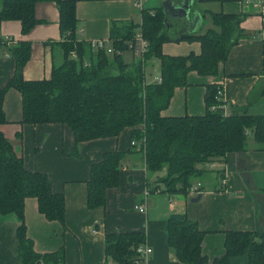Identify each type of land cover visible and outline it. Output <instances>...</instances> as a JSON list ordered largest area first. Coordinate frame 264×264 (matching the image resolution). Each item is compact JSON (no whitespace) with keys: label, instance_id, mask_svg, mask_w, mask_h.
Wrapping results in <instances>:
<instances>
[{"label":"trees","instance_id":"16d2710c","mask_svg":"<svg viewBox=\"0 0 264 264\" xmlns=\"http://www.w3.org/2000/svg\"><path fill=\"white\" fill-rule=\"evenodd\" d=\"M43 1L56 3L59 10L62 39L49 44L60 49L61 62L53 64L50 78L28 80L23 72L31 59L33 42L19 40L9 46L15 69L0 87V123L7 122L5 94L16 88L22 96V122L67 126L74 135V156H80L79 146L84 141L118 138L124 129L138 127L133 131L134 141L144 155L147 170L150 174L166 170L157 178L154 190L162 185L169 193L186 194L195 182L203 190L200 180L207 165L228 153L264 150V112L248 113L247 107H240L237 112L224 113L215 84L206 85L203 114H163L176 87L187 85L189 71L204 76L218 74L232 46L248 35L240 26L242 14L201 9L204 0H192V11L199 12L202 19L190 31L191 24L185 19L169 18L168 27L163 6L142 8L140 21L111 22L108 40L112 52L107 46L96 49L93 42L79 37L76 0H0V19L19 20L22 33L27 34L40 22L36 5ZM183 1L173 0L176 5ZM181 29L184 35L179 40L199 42L198 54L164 53L163 44L176 41ZM137 31L148 41V48L143 56L134 54V62L127 63L123 53L131 50L127 42ZM152 59L159 62L160 76L151 82L146 78V64ZM125 154L108 151L92 164L87 180L89 209L106 205L108 189L119 184ZM262 190L264 194V186ZM28 197H36L39 211L67 229L64 193L53 189L46 173L27 168L12 141L0 131V215L15 213L21 220L17 231L19 264H65L64 246L45 253L35 249L25 223ZM166 230L168 244L182 264L206 263L202 252L205 232L194 220L185 214H172ZM224 233L225 251L214 264H229L234 257H244L246 264H264V227ZM143 237L140 231L108 233L106 253L116 264H134Z\"/></svg>","mask_w":264,"mask_h":264},{"label":"crops","instance_id":"0c3cea01","mask_svg":"<svg viewBox=\"0 0 264 264\" xmlns=\"http://www.w3.org/2000/svg\"><path fill=\"white\" fill-rule=\"evenodd\" d=\"M163 1L144 0L143 6L137 7L133 0H76L79 37L89 43L109 39L111 22L140 21L142 8H159ZM202 2L201 9L242 14L240 26L248 35L232 46L218 74L204 76L189 71L187 85L176 87L163 114H203L207 84L221 85L227 113L237 112L240 107H247L248 113H263L264 42L260 34L264 0ZM36 17L40 22L27 34L22 33L19 20L0 19V87L9 81L15 69V59L8 47L19 40L33 42L32 56L23 72L26 79L50 78L53 64L61 62L62 52L49 44L62 39L56 3L39 2ZM6 37H12L14 42L10 44ZM163 51L169 55L198 54L200 44L189 40L168 41L163 44ZM135 58L132 52V59ZM3 109L7 122L0 123V131L12 141L27 168L46 173L53 189L65 195L66 230L60 222L47 219L39 211L36 197L26 199L27 234L38 252H53L64 246L65 264H116L106 253L107 234L140 231L144 237L139 246L153 248L149 264H182L168 244L166 230L170 216L180 213L205 232L202 242L205 264H214L224 254L226 230L257 231L264 227V150L250 148L228 153L222 160L207 165L200 180L203 190L199 184L195 194L169 193L162 185L154 190L157 177L149 173L143 153L132 144L133 131L138 127L124 129L118 138L84 141L79 146L80 156H74V135L67 126L22 122V96L16 88L6 92ZM113 150L126 153L119 184L108 189L104 207L91 210L87 198L90 168ZM223 177L226 182L220 185ZM197 196V200H192ZM140 205H145L144 211H140ZM20 224L15 213L0 215V264H19ZM229 264H246V259L234 257Z\"/></svg>","mask_w":264,"mask_h":264},{"label":"built area","instance_id":"2783aa9c","mask_svg":"<svg viewBox=\"0 0 264 264\" xmlns=\"http://www.w3.org/2000/svg\"><path fill=\"white\" fill-rule=\"evenodd\" d=\"M133 2L135 4V6L142 7L144 0H133ZM262 12L264 13V6L262 9ZM260 36L262 39H264V20H263V29L261 31ZM6 40L10 44H12L14 42L12 37H6ZM127 43L129 45L130 49L132 50V52L134 54H136L138 57L143 56L144 53L147 51V48H148V41L143 37V35L140 31H137L135 33L134 37L130 41H128ZM93 46H95L96 49L107 46L108 51H110V52L113 51L111 44H110V41L108 39H106V40L101 39V40L93 41ZM131 50H129V51H131ZM216 97L218 100H222L224 102L222 107H223L224 113H226L227 102L223 99L221 85H217ZM132 144L135 145L136 142L133 141ZM225 182H226L225 177L221 178L220 185H224ZM198 187H199V184L191 186L188 189V193L189 194L197 193L199 191ZM138 208L140 209V211H144L145 205L144 206L140 205ZM137 251H138V257L134 260L135 261L134 264H149L151 254L153 252V248H151L150 246H138Z\"/></svg>","mask_w":264,"mask_h":264},{"label":"water","instance_id":"95a60500","mask_svg":"<svg viewBox=\"0 0 264 264\" xmlns=\"http://www.w3.org/2000/svg\"><path fill=\"white\" fill-rule=\"evenodd\" d=\"M192 0H184L181 5H176L173 0H164L163 8L166 13L165 22H167L168 27L171 26L169 23V18H178L185 19L189 24H191L190 31H194L196 29L197 23L201 21V16L199 12L192 11ZM181 29V34L178 35L176 41H178L184 34ZM199 196L194 197L192 200H197Z\"/></svg>","mask_w":264,"mask_h":264},{"label":"rangeland","instance_id":"374dc122","mask_svg":"<svg viewBox=\"0 0 264 264\" xmlns=\"http://www.w3.org/2000/svg\"><path fill=\"white\" fill-rule=\"evenodd\" d=\"M125 55V60L127 62H134V59H132V52L129 50H126L124 52ZM160 74V67H159V62L156 59H152L151 61H148L146 64V78L148 81H154L156 80L155 78ZM155 174V177H159L161 175L166 174V170L159 171L158 173H153Z\"/></svg>","mask_w":264,"mask_h":264}]
</instances>
